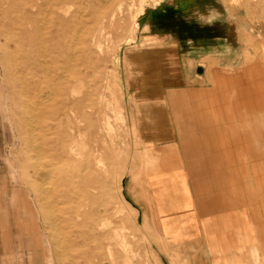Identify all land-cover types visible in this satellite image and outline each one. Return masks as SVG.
I'll return each mask as SVG.
<instances>
[{"label":"rangeland","instance_id":"obj_1","mask_svg":"<svg viewBox=\"0 0 264 264\" xmlns=\"http://www.w3.org/2000/svg\"><path fill=\"white\" fill-rule=\"evenodd\" d=\"M51 1L0 0V264H56L53 242L44 230L48 225L39 210L37 187L51 190L49 200L56 205V225L50 229L56 240L72 238L74 227L69 217L75 199L71 186L56 180L66 157L73 156L70 147L80 160H90L87 179L95 189L92 195L100 200L88 208L94 227L101 229L103 225L109 234L118 230L129 242L131 264H207L197 255L195 239L187 240L188 229L185 224L182 228L181 220L186 223L191 213L175 196L179 192L171 189L175 178L193 197L189 208L193 215H201L197 212V171L190 168L187 156H181L177 141L181 129L176 127L172 118L176 114L167 106L165 96L181 89L190 72L199 78L205 75L201 81L205 88L214 89L219 100L225 97L228 90H216L211 77L206 76L213 70L207 60L214 59L215 70L224 73L235 74L249 67L242 61L245 47L241 35L256 42L264 40V0H105L101 18L92 10L101 9L104 0H65L62 10H56ZM59 19L70 29L62 41L79 58L59 62L57 65L64 67L56 70L50 63L49 43L60 27ZM133 22L137 23L135 39L128 42L127 30ZM64 29L61 25L60 32ZM82 60L89 66L81 65ZM152 61L159 70L157 78ZM66 66H72L70 73L75 75L68 80L65 96L58 98L63 74L69 75ZM141 99L157 104L160 107L154 109L161 108V112L156 114L153 108L152 113L147 112V105L139 103ZM72 102L76 104L73 113L67 111L58 126L59 107L63 103L69 107ZM116 108H120V115ZM218 109L223 114L216 123L224 158L214 179L226 183L223 169L229 160L231 181L239 179L237 189L247 186L252 190L250 178L257 184L260 176L250 168L246 156L247 144L253 141L251 134L243 135L245 146L241 138L237 144L234 138L231 141L226 124L228 119L232 123L234 120L225 112L226 105ZM171 115L174 127L167 129L161 118ZM107 121L111 137L105 129ZM171 134L177 143L171 144ZM231 146L233 152L228 156ZM146 150L151 156H145ZM239 151L245 156H239ZM93 152L97 156H91ZM61 156L65 160H60ZM95 158L101 161V169H96ZM233 172H237L236 177ZM260 183L252 190L254 222H264V186ZM172 231L177 236L173 237ZM100 255L110 264L105 244ZM78 256L69 250L63 264H81ZM123 260L119 257V264H124Z\"/></svg>","mask_w":264,"mask_h":264},{"label":"bare ground","instance_id":"obj_2","mask_svg":"<svg viewBox=\"0 0 264 264\" xmlns=\"http://www.w3.org/2000/svg\"><path fill=\"white\" fill-rule=\"evenodd\" d=\"M52 1H53V3H52L53 6H56V7H54L56 10H62V8H65V5H64L66 3L65 0H52ZM51 2H49L48 4H51ZM98 2H100V1H98ZM72 3H73V0H72ZM105 3H106V1L104 0V3L101 5L102 8L99 10H96V9L92 10L91 9L93 11L95 17L101 18L103 10L105 8V6H104ZM44 4H45V2H44ZM120 7H121V3L118 4V9H120ZM41 10L42 9H40V11ZM48 10L50 11L51 9H48ZM136 10H137V8L135 9V11ZM48 15H49V13H48ZM113 17H114V14H112L111 18H113ZM60 23H61L60 27L57 28L56 32L51 35V37H50L51 41L49 43L50 51H52L51 52L52 55L50 56V63L55 67L56 70L64 67V66L61 67V66L57 65V64H59V62L70 63L72 61L74 62V61L78 60V58H79L78 56H73L72 53L70 52L71 47L70 46L68 47L67 44L62 41V38L65 35H68L70 33V31H69L70 29L68 28L69 25H67L65 22H63L62 19L60 20ZM61 25L65 26L63 33L60 32ZM131 27L129 28V30H127L128 31V42L134 41V39H135L137 23L133 22V25H131ZM102 28H103V21L100 22V26L98 28L99 32H101ZM99 36H100V33H99ZM99 36H98V38H99ZM241 39H242V42L244 44L243 46L245 47L243 55H242V61L245 65H247L249 67L247 69H243L242 72H238L235 74H230V73H227L226 71L224 73L222 71L215 70L216 61L214 59H209L207 61L213 70H211L210 74H207V76L209 75L211 77L216 90H218V89L221 91H224V89L228 90V92L225 94V97H222V98L220 97V100L218 99L219 100L218 107H220L221 104L226 105V106H230L231 111L228 113H229V116H232V119L234 120L233 121L234 127H236V125L243 124L242 123L243 121H245L246 127H249L248 131H250L253 141H251L250 143L247 144L246 156H248V158H249L248 161H249L250 168L253 167L254 171L257 172L258 175L260 176V180H258L257 184L254 180H252V178H250V181H251L250 186L252 187V190H255L254 189L255 186L261 185L260 181H262V185L264 186V156H263V158L260 156L259 157L254 156V153H256L257 150H260L262 148V146L264 147V40L261 39L259 42L258 41L256 42L250 36H244V35L243 36L241 35ZM158 46H159V44H158ZM96 47H97V49H100L99 43L96 44ZM74 50H72V51L75 52ZM83 50H85V48H83ZM67 63H66V65H67ZM152 63H154V65ZM151 64L154 66L152 68V72L154 75H156V76H154V78H157L158 77L157 72L159 70L156 69L157 66L155 65V62L152 61V62H150V65ZM81 65L89 66L88 62H86L85 60H82ZM66 67H67V70L69 69V71H66L67 73H69V75H67V73H66L67 76L64 77V74H63V78L61 77L63 79V81L61 82V86L58 88V98H62L63 96H65L66 91H67L68 80L70 78L73 79L74 75H75V74L72 75L70 73L71 71H73V68H71L72 66H69V67L66 66ZM66 67H65V69H66ZM141 79L145 80L144 77ZM60 81H61V79H60ZM107 87H108V85H107ZM51 88H52V90H54L53 87H51ZM109 90H107V92ZM111 92H114V91H111ZM112 94H114V93H112ZM112 94L110 93V95H112ZM98 99H100V98H98ZM134 99H136V98H134ZM115 101L112 103H115ZM118 102L119 101H116V103H118ZM109 103H110V101H109ZM139 103L142 105L146 104L147 107L145 110L147 112H151V113H152V111H151L152 108L154 109V107H155V109H158V107H160L157 104H153L152 101H150V100L146 101V100L141 99L139 101ZM42 104H44V103H42ZM75 105L76 104L74 102H72L69 107L66 106V104H64V103H63V105L61 104V106L59 107L60 115L57 118L58 126H60L62 124L63 118L66 116L67 111L71 114L73 113ZM106 105H107V103H106ZM116 106H119V105L116 104ZM109 108H111V107H109ZM119 109L116 108V110H115L117 115H120L121 110L119 111ZM113 110H114V108H113ZM35 113H36V111H35ZM35 113H33V114H35ZM214 117H215L216 122L217 121L219 122V120H221L220 118L223 117V114L219 113L218 108L216 109V111L214 113ZM224 117H225V114H224ZM119 118H121V117H119ZM115 119H117V118H115ZM225 119H226V117H225ZM227 119H228V117H227ZM242 119H243V121H242ZM161 120H162V123L165 124L166 120L163 119V117L161 118ZM228 120H227V123H228ZM118 121H121V120H118ZM247 124H248V126H247ZM104 125H105V129L108 133V136L111 137V135H112L111 129L112 128L110 127V124L107 121ZM155 127H156V124H155ZM102 130H103V128H102ZM133 130H135V129H133ZM131 132L134 133L132 130H131ZM60 139L64 140L65 135L61 134ZM111 142H113V141L111 140ZM236 143H237V141L235 142V144ZM72 144L73 145L75 144L74 138L72 139ZM222 149H223V147L221 148V150ZM115 151H117L116 148H115ZM69 152L73 156H70V157L67 156L66 157V161H64L65 166H61L57 170V177H56V180L59 183H61V185L63 184V186H66V185L71 186V189L73 192V198L75 199L74 210H72V214L69 217V220H71V224L74 227V230L71 232L72 238H70L69 241H65L64 239L56 240L57 238L55 237V235H53V233L50 229V227H53L54 225H56V215L54 214V212H56V211L53 210V207L55 208L56 205L54 202H51L49 200L50 195H51V190L49 191L46 187L45 188H43V187H37L36 188L37 195L40 198L39 210L43 216L45 224L48 225V227L44 230H46L48 237H50V240L53 242L54 256L56 258V264H63L64 263L63 259L66 256V254H68L69 250H73V251L77 252V254L79 253L78 258H79V260L82 261L81 264H98V263L99 264H106L107 260L101 255L98 256V253H100V251L103 249L104 244L106 245V250H107V253L109 256V258H107V259H108V262L110 264H119V262H118L119 257L124 258V260H123L124 264H131L132 263V259H131L132 255L130 254L131 251L129 250V242H127L125 240V238L119 233V231L114 230L112 234H109V233L105 232L103 225H101V229H97L94 227V224L92 223V219H91L92 214L88 210L89 205L91 203L96 204L97 201H100V200H98L99 198L97 199V196L92 195V190H95V189L92 186V182H90L87 179V175L90 171V160L88 159L89 157L85 158L84 160H80V156H77L75 154V150L71 149V147L69 148ZM151 154L152 153H150L148 150L145 151V156H151ZM129 155L130 154L128 153V156ZM91 156H97V155L93 152ZM218 157L220 158V160H223V158H224V156H218ZM95 159L97 160L96 164H95L96 169L97 168L101 169V167H103L101 165L102 164L101 161L98 160V158H95ZM60 160H62V161L65 160V157L61 156ZM70 160H71V162H70ZM143 161H145V160L143 159ZM233 167H234L233 169L234 170L236 169L235 171H237V168L235 166H233ZM36 170H38V169H36ZM249 171H250L249 175H251V172L253 173V171H251V169ZM233 173H234L233 176L236 177L237 172H233ZM142 179H140V180H142ZM174 179H173V181H175V184H172L173 186L171 187V189L173 192H175V194H178V192H179V195H175L176 197H180V198L183 197L185 199L184 208H187V207H189L188 194H187L188 192L186 193V190H185L186 188L184 186H182L180 184V182H178ZM237 180H239V179L234 178L232 180L233 184L239 185ZM256 181H257V179H256ZM58 187H60V186L58 185L57 189H58ZM254 194H252V197H253L252 201L254 200V202H255V198H254L255 195ZM258 196H260V195H258ZM186 198H187V200H186ZM146 200H149V199H146ZM172 202L174 203L177 201L173 200ZM163 209H165V208H163ZM94 230L97 232H94ZM166 230H169V229H166ZM79 240H81L80 244H79ZM244 241H245V239H244ZM90 244L95 245V247L92 249L90 247ZM178 249L176 248V250H178ZM252 250H253V256L252 255H250V256H252L253 258H251V257L250 258L253 259L252 260V262L254 261L253 264H257L256 258L258 256L256 257V254H257L256 248L253 247ZM174 254H176V253H173V255ZM178 257H179V255H178Z\"/></svg>","mask_w":264,"mask_h":264},{"label":"crops","instance_id":"obj_3","mask_svg":"<svg viewBox=\"0 0 264 264\" xmlns=\"http://www.w3.org/2000/svg\"><path fill=\"white\" fill-rule=\"evenodd\" d=\"M203 77L191 76L188 72L184 78L186 83L181 89H173L165 96L167 106L169 105L176 114L168 117L169 124L168 118L165 119L166 128L174 127L171 124V117L174 118L177 123L176 127L181 129L179 140H177L181 145V156H187L188 162H191L190 168L196 169V176L199 178L196 199L199 202L197 212L201 215L195 217L189 209L193 197L187 190L189 207L184 209L191 214L186 217V223L181 220V225L183 228L185 224L188 229L187 240L195 239L197 255L203 256L207 264H253L254 261L252 262L253 259H251L253 258V247L257 251V264H264V222L259 219L256 222L253 221L251 201L253 191L247 186H242L238 190L237 186L232 184V168L229 160L223 169L224 175L228 178L226 183L219 184L214 179L215 173L218 174L219 170L220 158L218 156H222L219 142L220 129L214 117L219 98L214 89H206L205 84L201 83L204 80ZM226 108L225 112L231 111L230 106ZM158 112L159 110H154V113ZM226 125L231 141L233 138L235 142L239 138L243 140V135L251 134L246 125L239 124L234 127L229 121ZM171 139V144H173L176 140L172 134ZM241 145L245 146L246 142L243 140ZM231 147L228 156L232 155L233 146ZM262 149L263 146L257 150L256 156H264ZM239 156H245L244 151H239ZM181 200L185 202L183 197ZM238 204L242 205L238 207ZM194 225L196 226L195 232ZM173 235H176L174 231H172ZM180 235L183 238V231Z\"/></svg>","mask_w":264,"mask_h":264}]
</instances>
